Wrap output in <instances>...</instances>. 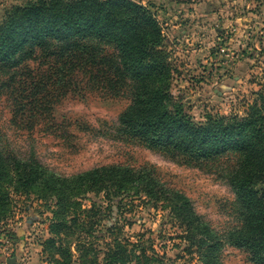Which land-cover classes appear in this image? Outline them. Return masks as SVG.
<instances>
[{"label":"trees","instance_id":"trees-1","mask_svg":"<svg viewBox=\"0 0 264 264\" xmlns=\"http://www.w3.org/2000/svg\"><path fill=\"white\" fill-rule=\"evenodd\" d=\"M37 58L52 65L50 78L59 85L82 72L116 93L128 89L119 131L152 150L189 164L235 152L238 161L228 177L239 222L218 232L186 193L148 164H104L65 175L34 155L22 158L1 147L0 218L11 210L13 192L35 194L52 214L42 247L55 264H157L163 259L154 250L148 253L144 234L136 241L126 235L132 223L126 213L145 205L180 229L176 237L198 264H223L226 246L264 264V92L255 93L244 115L207 114L204 122L195 121L172 92L173 65L162 25L135 0L11 5L0 15V94L20 76L32 77L28 62Z\"/></svg>","mask_w":264,"mask_h":264},{"label":"rangeland","instance_id":"rangeland-1","mask_svg":"<svg viewBox=\"0 0 264 264\" xmlns=\"http://www.w3.org/2000/svg\"><path fill=\"white\" fill-rule=\"evenodd\" d=\"M135 1L161 23L173 65L172 92L195 121L204 122L207 114L244 115L255 93L264 92V0ZM22 2L0 0V15ZM51 66L40 58L30 60L33 76H20L0 94L3 150L22 158L34 155L65 175L104 164H148L169 186L186 193L218 232L238 225L228 177L238 161L235 152L189 164L152 150L119 131V115L130 103L128 89L116 93L82 72L62 86L50 78ZM12 199L11 210L0 218L5 254L16 259L13 264H55L42 247L50 236L51 212L35 194L13 192ZM126 214L132 221L126 235L136 241L138 233L144 234L148 253L154 250L163 259L157 264H198L163 212L137 205ZM222 260L254 264L246 251L233 246L225 247Z\"/></svg>","mask_w":264,"mask_h":264},{"label":"built area","instance_id":"built-area-1","mask_svg":"<svg viewBox=\"0 0 264 264\" xmlns=\"http://www.w3.org/2000/svg\"><path fill=\"white\" fill-rule=\"evenodd\" d=\"M6 249H7V246L6 247H1L0 246V264H11L9 262V259L11 258V255L10 254H8V255L5 254V250Z\"/></svg>","mask_w":264,"mask_h":264},{"label":"water","instance_id":"water-1","mask_svg":"<svg viewBox=\"0 0 264 264\" xmlns=\"http://www.w3.org/2000/svg\"><path fill=\"white\" fill-rule=\"evenodd\" d=\"M15 261H16L15 258H10V259H9V262H10L11 264L15 263Z\"/></svg>","mask_w":264,"mask_h":264},{"label":"crops","instance_id":"crops-1","mask_svg":"<svg viewBox=\"0 0 264 264\" xmlns=\"http://www.w3.org/2000/svg\"><path fill=\"white\" fill-rule=\"evenodd\" d=\"M18 236L21 237V238H24V234L23 233H19Z\"/></svg>","mask_w":264,"mask_h":264}]
</instances>
